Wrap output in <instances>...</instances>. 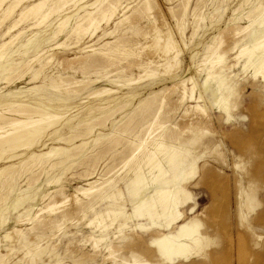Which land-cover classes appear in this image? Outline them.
I'll list each match as a JSON object with an SVG mask.
<instances>
[{"label":"rangeland","instance_id":"1","mask_svg":"<svg viewBox=\"0 0 264 264\" xmlns=\"http://www.w3.org/2000/svg\"><path fill=\"white\" fill-rule=\"evenodd\" d=\"M13 1L0 6V49L8 43L0 52V264H264V82L244 69L246 57L235 59L243 41L264 30V11H256L264 0H109L118 12L93 37L72 29L99 0H48L45 10L61 12L40 26L20 16L42 0L5 14ZM106 6L87 11L102 18ZM169 36L178 58L168 70L153 51ZM117 50L130 55L105 56ZM218 55L224 61L198 102L207 77L200 66L211 69ZM147 60L153 66H137ZM222 80L228 113L211 105ZM146 104L162 108L152 131ZM160 137L176 160L151 184L142 151L127 161L140 140L150 138L154 151ZM144 177L147 197L171 190L178 208L138 211ZM184 224L197 228V244L188 240L194 251L167 259L157 240Z\"/></svg>","mask_w":264,"mask_h":264},{"label":"bare ground","instance_id":"2","mask_svg":"<svg viewBox=\"0 0 264 264\" xmlns=\"http://www.w3.org/2000/svg\"><path fill=\"white\" fill-rule=\"evenodd\" d=\"M6 0H0V6L1 4L5 2ZM47 1L48 0H42L40 2L35 3L34 5H32L30 8L24 10L21 13L20 19H22V21H24L23 19H25L27 16L29 17H35V18H39V23L38 25L40 26L41 23H43L52 13L54 12H59L60 8H48V10H45V6H47ZM61 1V0H60ZM72 1V0H70ZM118 1V0H117ZM24 0H14L13 2H11L10 6H8L5 14H12L15 9L22 3L23 4ZM27 2V0H26ZM67 2V1H66ZM107 3V6L103 9L102 14H100L102 16L99 17L101 18V20H99V18L95 17L93 12H89L87 11L88 8L92 7L93 9L96 8V10L98 9V6H100L103 3ZM124 2V1H123ZM145 2V1H144ZM58 3V2H57ZM56 3V4H57ZM62 3V2H61ZM64 3V2H63ZM99 3V4H98ZM59 5V3H58ZM56 5V6H58ZM118 5L120 6V4H118L117 2H109V0H99L98 2L90 5L89 7L84 8V15L78 14L77 16V23L76 26H74V28L72 29L74 34L80 36V32L83 30L85 32V34L87 35L88 33L91 34V37H93L101 23V21L103 20H108L110 21L111 19L114 18V15L116 14V12H118ZM61 6V5H60ZM65 6V5H64ZM63 8V7H62ZM124 8V6L122 7ZM102 9V6L99 8ZM187 9V8H186ZM45 10V11H44ZM256 11H258L257 13H262L264 11V7L260 6L259 8L256 9ZM61 12V11H60ZM125 12V11H124ZM55 14V13H54ZM97 15V14H96ZM257 15V14H256ZM11 16V15H10ZM8 16V17H10ZM6 16V18H8ZM3 18V17H1ZM18 19V20H20ZM30 19V18H29ZM34 19V18H33ZM126 19V18H125ZM7 20V19H6ZM17 20V21H18ZM27 20V19H26ZM124 20V19H123ZM2 21V20H1ZM6 22V21H5ZM21 22V21H18ZM29 21H27L28 23ZM36 22V21H34ZM121 23V22H120ZM256 23V21L254 22V24ZM259 25H263L264 24V17L261 19V21L259 22ZM23 23H21L20 25H22ZM26 24V23H25ZM66 22H63L60 24V27L65 26ZM109 24V23H108ZM19 25V26H20ZM120 25V24H119ZM18 26V23H16V25L13 26V28H11L9 31H11L12 29H15ZM38 26V27H39ZM37 27V26H36ZM120 27V26H119ZM17 30V29H15ZM28 30V29H27ZM64 30V29H63ZM13 31V30H12ZM82 31V33H84ZM164 31V30H163ZM8 32V31H7ZM12 33V32H11ZM22 33V32H21ZM7 34V33H6ZM112 34V32H111ZM110 34V35H111ZM117 34V33H116ZM20 36V35H19ZM105 36V35H104ZM56 37V36H55ZM18 38V37H17ZM15 38V39H17ZM14 39V40H15ZM80 40V39H79ZM13 42V41H12ZM80 42V41H79ZM114 43V41H113ZM12 44V43H11ZM82 44V43H81ZM109 44V43H108ZM155 49L153 51V56L157 57L159 59H164L163 61L165 62V65L167 66V69L169 70L172 65H171V61L174 59L178 58V54L175 55L173 57V51L175 49V45L174 42L172 41L171 37H165L164 43L161 44L159 41L155 42ZM8 46V43H5L1 49L0 52L3 50H6ZM80 46V45H79ZM243 47V49H241L240 54L238 56H236V60L238 61V63L240 62L242 57H246L247 62L244 63V69H248V68H252L254 70V74L253 77L254 78H258L261 77L262 81L264 82V30H257L254 31L251 35L250 40H245L243 41V45H241ZM109 47V45H108ZM56 48V47H55ZM86 48V47H85ZM236 49L238 48V45H236L235 47ZM238 50V49H237ZM111 54H106L105 56H110V57H114L116 58V55L121 56V54L123 55V57H127L129 54V51L126 50H117V51H112L110 52ZM99 53H97L98 55ZM139 54V53H138ZM104 55V54H102ZM141 55V54H140ZM104 56V57H105ZM55 57V56H54ZM103 57V56H102ZM139 57V56H138ZM37 58V57H36ZM104 58H102L103 60ZM130 59V58H129ZM35 60V59H34ZM110 60V59H109ZM50 61V60H49ZM116 61V60H115ZM177 61V60H176ZM224 61V58L220 55H218L214 60H211V62H209L208 64L212 65L211 69L205 68L206 64L200 66V69H205L207 71V77L206 80L204 81V83L200 86L199 90H200V95L198 97V102L201 100H206L207 96L206 94L208 93V91L210 90V85L211 82L213 80L214 74H213V69L215 64H219L221 62ZM2 62V61H1ZM42 62V61H41ZM40 62V63H41ZM208 62V61H207ZM50 63V62H49ZM153 61L151 60H147L142 61V62H138L137 66L138 67H143L144 65L149 66L152 65L153 66ZM174 63V62H172ZM179 63V62H178ZM48 64V63H47ZM51 64V63H50ZM130 64V63H129ZM49 65V64H48ZM164 65V66H165ZM175 65V63H174ZM30 66V65H29ZM159 66V65H158ZM165 66V67H166ZM84 67V66H83ZM81 67V68H83ZM179 67V66H178ZM173 68V67H172ZM175 68V67H174ZM138 69V68H137ZM163 69V68H162ZM167 70V71H168ZM174 70V69H173ZM164 71V72H167ZM172 71V70H171ZM37 73H40V71H36ZM173 72V71H172ZM30 73V72H29ZM28 74V72L26 73ZM48 74V73H47ZM169 74V71H168ZM157 75V71L154 72H148L147 73V77H152ZM40 76V75H39ZM144 76V75H143ZM160 76V75H159ZM18 77V76H17ZM148 78V79H149ZM151 78V79H152ZM156 78V77H155ZM191 81L193 80L190 79ZM132 81V80H131ZM6 82V81H5ZM183 86H184V93H183V97H182V102L184 103L186 98H187V92H186V81H182ZM223 85V80L220 81L218 83V89L213 93V98H214V103L211 105L212 106H216L218 108H220L222 111H224L225 113H228V103L227 100L225 99L224 95L220 92V88ZM180 87V86H177ZM176 87V88H177ZM198 88V85L195 83L194 89ZM167 94V93H166ZM194 91L191 93L190 99H194ZM163 101V100H162ZM191 102V101H190ZM195 104V102H194ZM162 105V104H161ZM196 109H201L202 111L206 112V110L201 107L198 103L196 105ZM144 110L145 112H150V114H153L154 120L153 123L150 126V131H152L153 128H155V125L159 122L158 121V115L161 113V106L158 108H152L151 106H148L147 104L144 106ZM195 110V109H194ZM198 110V111H199ZM202 113V112H201ZM199 114V113H198ZM199 116V115H198ZM205 116V115H204ZM186 117H188V115H186ZM194 119V118H193ZM206 119H209V116H206ZM39 123L38 120H34V124ZM158 127V125H157ZM145 129V128H144ZM141 131V130H140ZM166 135H170L171 133H165ZM160 136V135H159ZM22 136L17 137L15 139V141L19 142V140H21ZM161 137H164V135H162ZM160 137V138H161ZM158 138V137H157ZM154 142H156V146H155V150L154 151H150L148 150V148H146L147 144L150 143V138L148 139H142L140 140V145H138V150L136 152L133 153L131 159L128 162V164L132 163L133 161H135L138 158V152L143 153L144 157V165L145 167L148 169V175H150L152 177V183H157L160 179L164 178L167 176L168 171L165 170V164H169V165H173L175 162V158H176V152L175 150H170L165 144H164V140L161 138L160 141L158 140H154ZM137 144V143H136ZM163 154L165 156H167L166 158H162L159 157L160 154ZM142 155V156H143ZM51 154H47V157H50ZM46 158V157H45ZM138 160V159H137ZM140 160V159H139ZM93 162V161H92ZM135 165V163H134ZM137 165V164H136ZM89 166V165H88ZM123 166V165H122ZM130 166V165H129ZM132 167V166H131ZM127 168V167H126ZM134 168V167H133ZM42 169V168H41ZM94 169V167H93ZM92 170V169H91ZM143 168L140 167L138 171H142ZM40 173V172H38ZM89 174V173H87ZM85 175V174H84ZM147 177V176H146ZM144 177L145 181L147 182V178ZM87 178V177H86ZM98 179V178H97ZM94 183V182H93ZM91 184V183H90ZM96 184V182H95ZM94 184V185H95ZM151 184L149 182L146 183V190H140L138 193V199L135 201V205L137 206V210L138 211H142V209L146 208L148 211V214H153L154 211H157V207H161V209L163 210L164 215L168 214L171 210L173 209H177L178 208V201L176 199V195H174V193L171 190H166V189H158L156 191L153 190V194L150 197H147L145 195V192L147 190H150V186ZM50 185V184H49ZM96 186V185H95ZM94 187V186H93ZM91 189V188H90ZM102 189L100 188L98 190L101 191ZM86 191V190H85ZM84 191V192H85ZM90 190L86 191L89 192ZM94 192V191H93ZM90 194V193H89ZM88 194V195H89ZM49 195V194H48ZM78 195V194H77ZM46 197V196H45ZM51 204V203H50ZM88 207V206H87ZM213 207V206H212ZM212 207H209L212 209ZM50 208V207H49ZM91 210H93V206L90 207ZM49 210V209H48ZM50 210H54V207L50 208ZM214 210V208H213ZM153 212V213H152ZM112 213H114L115 215L116 212L115 211H109L108 212V216H110ZM119 215H122V213H119ZM113 216V215H111ZM104 218L102 216H97L96 217V221L99 222V225L96 227L101 228L102 232H105L107 230V226L106 224L102 225V223L104 222L103 220ZM96 223V222H95ZM113 225V224H111ZM143 227L142 224H134V228L133 230L136 231L138 228ZM132 230V231H133ZM197 231V228L194 225H189V224H184L182 226L179 227L178 231L173 234V235H166V234H162L161 237L157 240V246L158 248L161 250V253L163 255H165L167 257V259H173L176 257H184L187 254H192V252L194 251L193 248L189 245L188 240H191L194 244H197L198 239H192L195 232ZM102 241V240H101ZM198 253V252H197ZM135 259H137V257H134Z\"/></svg>","mask_w":264,"mask_h":264}]
</instances>
